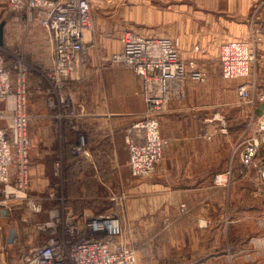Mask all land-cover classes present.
I'll return each instance as SVG.
<instances>
[{"label":"built area","instance_id":"1","mask_svg":"<svg viewBox=\"0 0 264 264\" xmlns=\"http://www.w3.org/2000/svg\"><path fill=\"white\" fill-rule=\"evenodd\" d=\"M8 2L23 19L35 20L43 28L51 59L36 91L43 95L45 104L59 123L69 119L67 122L77 139L71 148L72 154L79 159L89 157L87 132L79 122L83 109L68 88L71 82L84 75L90 61L92 0ZM119 40L120 48L101 59L110 65L123 66L141 79L145 107L135 115L124 135L132 178L151 177L157 172L170 143L161 132V118L170 111L172 103H185L189 85L205 83L207 73L195 57L183 55L179 37L128 28ZM261 44H264V10L259 6L254 10L248 36L226 40L220 45L223 79L232 81L251 76L257 61V47ZM194 50H199V46H194ZM8 53L4 43L0 45V188L5 196L0 198V207L10 211L13 201H25L22 220L31 225L38 242H32L23 256V264H139L134 239L126 224L129 195L124 190L99 196L112 202L101 212L93 210L86 201L76 210L64 192L67 177L61 149L53 165L56 180L45 192L30 191L31 69L30 63L19 55L8 62ZM255 75L237 86L238 97L246 107L244 112L249 113L250 125L254 128L244 132L245 140L233 141L228 169L213 177L214 183L219 185L231 184L235 157L246 171L257 166L255 158L264 141V109L259 111L264 103V92L257 93ZM215 118L221 120V131L227 132L226 121L218 113ZM201 136L212 139L214 133L203 129ZM259 175L264 178V166L259 168ZM178 208L182 214L189 212L185 202ZM43 212L47 217L39 218ZM202 224L207 225V220L202 219ZM254 243L255 249L246 253L247 260L264 255V239L257 238Z\"/></svg>","mask_w":264,"mask_h":264},{"label":"crops","instance_id":"2","mask_svg":"<svg viewBox=\"0 0 264 264\" xmlns=\"http://www.w3.org/2000/svg\"><path fill=\"white\" fill-rule=\"evenodd\" d=\"M129 1L131 2L129 15L136 23L131 28L153 35L179 37L182 53L186 57H198L201 51L200 43H206L209 39H216L221 43L234 38L247 37L252 25L254 10L259 6L264 10V0ZM119 38H111L104 44L102 50H118L120 48ZM45 41L47 44L46 38ZM197 44L200 49L194 50V45ZM253 71L256 74V82L258 80V85H262L260 82H264V44L257 47V61ZM134 74L137 77L134 76V79L140 81L139 76ZM238 84L235 87L236 99L232 103L225 104L228 109L240 112ZM135 85L136 83L133 84L134 88ZM139 88H141L140 83ZM131 92L127 93L131 94ZM261 92H264V89ZM131 99L135 100L136 106L126 114H120L119 107H116L113 102L111 109L108 108L106 112L99 114L97 118L100 119L99 124H102L103 127L98 128L101 129L92 131L93 126L91 125L94 123L87 122V127L90 128L89 133L86 131L87 141L91 155L69 169L66 174L67 191L87 192L95 187H102L107 192L117 185L116 181L126 185L129 189H127L129 197L126 210L128 219L134 225L135 231L141 230L147 235L143 236L141 243L143 255L140 256H143V260L140 257V264H245L238 259L230 258L228 251L229 245L239 238L236 233L237 225L245 223L249 218L247 207L236 205L235 210L230 214L223 213V206H226L224 204L228 202H223L221 198L216 197V187L212 186L217 169L225 167L223 171H226L231 163V157L226 159L225 166L224 161L217 165L216 155L212 148L215 144L210 142L216 140L219 135H225L227 136L225 138L233 143L235 139L233 138L235 134L233 129L237 126H232V123L237 117L233 115V112L228 114L227 118L230 122L227 123L228 131L223 132L220 129L221 123L216 118L213 119L214 115L219 112L216 104L189 105L186 104L187 101L182 104L172 103L170 114L193 110L195 115L192 119L194 120L191 123H183V126L179 128L178 142H176L178 146L173 147L172 153L168 152L165 155L162 168L153 177L140 181L134 179L126 183L125 181H129L132 177L130 170L126 169L123 175L118 173V179H115L105 168L107 164L105 158L110 154L114 157L119 155L122 162L127 163L129 159L124 141L125 130L122 129V119H125L124 122L128 124V121L135 120V115L143 111L145 106L143 95H134V97L131 96ZM245 108L243 106L242 110L244 111ZM44 117H49L48 113L44 114ZM198 118L200 122L204 119L203 123H198ZM241 120L242 117L238 115L236 123H240ZM203 129H207L209 132L213 131V138L207 139L201 136ZM32 132L30 133L31 141L32 136L36 142L41 140L45 150H54L57 146L58 152L62 149L66 156L64 151L66 150L68 151L67 156L74 159L70 153L77 139L76 133L70 129L69 125L65 129V134L57 137L54 136L56 134L54 126L47 122L38 123ZM94 132L97 133L96 138H94ZM206 141H209V144ZM203 142L208 144V150L200 146ZM122 153L127 155L125 160L122 159ZM94 158L96 159L94 163H90ZM75 160L78 159L75 157ZM73 162L71 161L70 164ZM39 166L38 169L43 170L44 167ZM123 178L126 180L124 181ZM41 180L39 178V186ZM210 192H213L214 196L209 199L207 206L213 210L207 217L172 214L182 202L187 203L191 213L192 207L203 204L205 194L210 196ZM78 198L79 202L71 203L76 210H80L79 207L82 208L81 203L84 201L89 205L90 203L94 205L98 199H102V197H91L89 194ZM160 208L166 211L167 217L157 214ZM43 213L38 216L44 215ZM202 219L207 220V225H201ZM12 225L15 226V240L8 242ZM30 227L29 224L25 228V225L19 224L17 219L12 221L10 211L7 215H3L0 211V264H23V256L27 253L35 237ZM147 231H154L155 234L153 237H149ZM258 264H264V262Z\"/></svg>","mask_w":264,"mask_h":264},{"label":"rangeland","instance_id":"3","mask_svg":"<svg viewBox=\"0 0 264 264\" xmlns=\"http://www.w3.org/2000/svg\"><path fill=\"white\" fill-rule=\"evenodd\" d=\"M130 3L131 2L129 0H92V27L90 28L91 39L89 42L90 61L88 63V67L85 69L84 75L80 79L71 82L68 88L74 93L77 105L81 106L83 109V115L79 117V122L81 128L88 133L90 128L89 126L87 127V122L92 124L94 123V125H91L93 126L92 131H96L97 129H101L103 127L102 124H99L100 119L97 117L99 114L106 112L108 108L111 109L112 102L116 107H119L120 114H126L136 106L135 100L132 101L131 96L134 97V95H142L141 88H139V83L141 86V79L140 81L139 79H134L135 74L132 73L133 71L131 72L129 69L120 65H110L109 63H104L101 59L103 56H107L109 53L115 51L111 49L110 51H107L109 49L102 50V47L106 42L110 41V39L113 37L118 39L125 29L135 26L136 23L130 18L129 15ZM3 21L5 22L4 46L10 52L8 53V62L11 63L14 56L19 55L30 63V133H33L32 131L33 129L35 130L38 123L47 122L54 126L56 132V134H54L55 137L58 135H64L65 129L67 125H69V123H67L69 119L64 120L63 123H59V121L53 117L54 112L50 110L45 104L43 95L36 91V86L38 85L37 83L38 81L43 80L42 73L48 69L51 59V51L46 44V35L43 28L35 20L23 19L21 15L11 9L8 0H0V23ZM221 43L216 39H209V41L206 43H200L201 49L200 47L199 49L201 51L198 54V57L195 58L198 65L205 69L207 73V80L203 84H190L191 86L188 88V98L186 104H216L219 110L218 115L221 116L222 119L226 121V123H230L227 116L229 113L233 112V115L237 117L235 118V122L232 123V126H237L233 129L235 133L233 136L235 139L233 141L239 142L241 139L245 140L246 136H244V132L246 133L247 131H252L254 128L250 125L251 117L249 116L248 112H244L242 110L244 104L239 98V107L241 108L240 112L228 109V106H226L225 103H232V101L236 99V84L243 80H251L255 71L252 70V75L244 79H235L232 81L223 79L221 75L219 59ZM197 46H199V44H197ZM134 83H136L135 88L133 87ZM256 83L257 92H261L264 89V82H260L262 85H258L259 81L257 80ZM127 92H131V94ZM46 113H48L49 117L45 118L44 114ZM194 115L195 112H193V110H186L183 112H174L173 114L167 112L161 118V132L163 136L168 137L171 140L169 146L165 150L164 158L168 152H173L172 149L174 146H178L176 142H178L177 137L179 128L183 126V123H191L194 120L192 119ZM238 115L242 117L240 123H236L238 120ZM124 121L125 119H122L123 130H125L134 120L128 121V124ZM203 121L204 119H202L201 122L199 119L198 123H203ZM218 122L221 123V120L218 119ZM254 122L255 120L253 123ZM253 126H255V123ZM96 135L97 133L94 132V138L97 137ZM225 137L227 136L219 135L216 140L210 142L215 144L212 148L214 154L216 155L217 165L224 161L225 166L226 159L232 156L233 144L230 143ZM206 142L209 144V141ZM207 143L203 142L200 144V146L205 150H208L209 146ZM58 150L59 148H57V146L54 150H45L42 141L38 140L36 142V139H34L32 136V146L30 152L32 173V187H30V191L32 188L31 192H45L50 187L51 183L56 180L53 173V165L54 161L58 158ZM64 151L66 156L64 154L63 163L65 167V173L67 174L69 169L78 165L80 163L79 160L83 159H79L77 157L78 162H73V164H70L71 161L75 160L67 156L68 151ZM126 157L127 155L122 153V159L125 160ZM164 158L159 165L158 170L162 168L161 165L164 161ZM95 160L96 159L94 158L93 161ZM105 160L107 161L105 168L109 170L112 177H115V179H118V173L119 175L120 173L123 175L126 169L129 170L127 164L128 161L127 163L122 162L119 155L114 157L108 154ZM255 161L257 166L249 171H246L240 160L236 159L235 157L233 160V168L234 171L235 169L236 171L231 180V184L225 186L212 183V186L216 187V197L221 198L223 202H228L227 204H224L226 206H223V213L228 212V214H230L235 210L236 205L239 207H247V214L249 215V218L245 223H240L237 225L236 233L237 237L239 238L236 242L232 243L234 246L229 245L228 251L230 258H234V260L238 259L245 264H258L260 262H264V255L259 256V258L255 260H247L246 258V253L252 252L256 247L254 241L257 238L264 239V178L259 175V168L264 166V141L259 147ZM39 165L44 167L43 170L38 169ZM224 169L225 167L218 168L216 174L224 173ZM39 178L42 179L40 186L38 184ZM145 178L150 177H139L136 179L140 181L145 180ZM123 180L125 181L126 178H123ZM132 180H134V178L131 177L129 181L126 180L125 182L129 183ZM116 183L117 185L114 188L112 187L107 192L106 189H103L102 187H95L87 192H68L67 189H65L64 192L71 206L76 204L77 201L79 202L78 197L84 194H89L91 197H99L100 195L118 192L120 190H124L127 194L129 193V189L126 187V185L124 186L120 181H116ZM122 186L124 187L122 188ZM213 194V192L209 193L210 196L205 194V202L201 205L198 204V206H193L192 212H188L185 215H199L201 218L210 215V212L213 209H211L210 206H207V203L209 199L214 196ZM0 198H5V196L2 194V191L0 192ZM24 202V200L12 202L10 219L12 221L17 219L19 224L22 223L26 228V222L22 221V216L25 210ZM90 205L93 206V210L101 212L112 205V202L108 198H102L98 199V202L94 203V205L92 203H90ZM47 206L49 207V205ZM15 209L18 210L15 211ZM78 209H80V207ZM43 214L44 215H41L39 218L47 217L45 213ZM157 214H160L162 217L167 215L166 211L162 210V208L158 209ZM172 214L182 215V213L179 211V208H177ZM126 224L128 227H130V233L134 239V244L138 253V262L140 264V255H143L141 243L143 241V236L146 237L147 235H145V232H142L141 230V232L135 231L134 225L128 220V218ZM202 225L204 226V224ZM147 234H149V237H153L155 232L147 231ZM39 239L40 238L38 237V240ZM33 242L37 243V238L34 237ZM141 258L143 260V256Z\"/></svg>","mask_w":264,"mask_h":264},{"label":"water","instance_id":"4","mask_svg":"<svg viewBox=\"0 0 264 264\" xmlns=\"http://www.w3.org/2000/svg\"><path fill=\"white\" fill-rule=\"evenodd\" d=\"M4 25H5L4 21L0 23V45L4 43ZM262 109H264V103H262L261 106L259 107V111H261ZM0 211L2 212L3 215L8 214V210L3 207H0ZM14 240H15V226L12 225L10 229L8 242H13Z\"/></svg>","mask_w":264,"mask_h":264},{"label":"trees","instance_id":"5","mask_svg":"<svg viewBox=\"0 0 264 264\" xmlns=\"http://www.w3.org/2000/svg\"><path fill=\"white\" fill-rule=\"evenodd\" d=\"M67 123H68V122H67ZM71 153H72V152H71ZM71 153H70V156H73V157H74V160H75V157H76V156L73 155V154H71ZM76 158H77V157H76ZM79 161L81 162L82 160H79ZM74 162L76 163V162H78V160H75ZM90 163H94L93 159H91V162H90ZM72 174H73V173H72ZM72 174H71V175H72Z\"/></svg>","mask_w":264,"mask_h":264}]
</instances>
